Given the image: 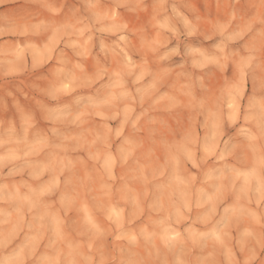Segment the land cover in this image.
I'll return each mask as SVG.
<instances>
[{"label": "clouds", "instance_id": "obj_1", "mask_svg": "<svg viewBox=\"0 0 264 264\" xmlns=\"http://www.w3.org/2000/svg\"><path fill=\"white\" fill-rule=\"evenodd\" d=\"M8 2L0 0V6ZM27 2L39 7L38 15H0V80L34 77L31 97L0 86V181L23 175L26 169L15 165L32 156L37 143L53 146L51 136L34 139L41 122L53 133L72 124L83 130L72 139L87 146L95 167L81 176L82 184L99 183L115 194L118 166L154 156L160 174L168 172L156 211L176 224L202 211L203 230L189 225L180 233L170 226V243L186 246L199 238L210 252L189 259L187 248L177 264H264V0H111L108 10L100 9L101 0H86L94 20L75 24L65 19L67 0ZM121 9L142 22L125 19ZM81 27L90 39L76 45ZM97 33L115 37L110 43L100 39L108 63L93 54L91 38L95 46ZM182 36L200 42L182 50ZM82 164L64 149L50 166L63 172ZM150 168L140 167L120 190L137 216L149 192L135 185L146 186ZM59 185L56 179L24 192L20 182L0 184V191L11 190L0 194V202L19 203L15 213L0 210V264H95L68 241L60 222L54 243L61 252H41L39 235L31 234L11 247L21 220L42 204L41 197L55 196ZM111 222L117 228L123 224Z\"/></svg>", "mask_w": 264, "mask_h": 264}, {"label": "rangeland", "instance_id": "obj_2", "mask_svg": "<svg viewBox=\"0 0 264 264\" xmlns=\"http://www.w3.org/2000/svg\"><path fill=\"white\" fill-rule=\"evenodd\" d=\"M101 10H108L112 7L111 0H101L99 5ZM201 11L204 10V3H200ZM246 7V6H242ZM79 11H75L76 9ZM215 5L212 6V12L215 14ZM123 17L132 20L135 23L142 22L143 18H137L133 14L121 9ZM39 14V7L27 0H10V2L0 6V15L7 18H17L21 16L30 17ZM65 19L72 21L83 19L86 22L94 20V12L88 7L86 0H67L65 4ZM98 27V25H96ZM81 35L73 43L79 45L81 40L85 43L89 37L80 29ZM107 42L115 39L114 36H103L97 33L93 54L108 63L111 61L110 56L100 53V39ZM14 39V37H13ZM200 41L196 38L188 39L181 37V49L186 45H197ZM176 41H173L175 44ZM11 55V54H9ZM43 58L44 53L39 54ZM49 57L54 55V51L47 53ZM139 59V56L135 57ZM11 75H17L11 73ZM34 77L18 76L0 80V86L29 93L32 96L30 83ZM14 115V110L5 114V116ZM115 125H113L114 127ZM83 130L72 124L59 126L58 130L53 133L51 125L41 122L39 128L33 131V137L39 138L42 135L52 137L53 146L44 149L39 143L35 145V152L27 160L18 162L16 168H25L22 176L9 177L0 181V184L7 183L11 185L14 182H20L23 185L22 190L39 191L45 185L59 179L60 185L57 194L52 196L50 193L41 197L42 204L27 213L24 220H21V231L18 238L13 242L12 248L23 242L27 235H39L40 251L50 253L61 252L62 246L54 243L55 224L60 222L63 233L68 241L86 256L93 259L95 264L105 261V264H177L181 257L182 250L191 248L192 252L189 259H203L208 256L210 246L203 239H196L195 243L172 244L170 243L171 234L168 229L171 226L176 231L183 233L184 228L191 226L193 231L203 230L204 215L200 210H194L191 215H186L185 219L179 224L175 219L170 222L167 219V213L156 211L160 207L163 197V187L167 182L168 172L164 171L161 175L159 163L154 156L140 155L130 160L123 166L116 168V181L112 186L110 194L103 189L99 183L82 184L81 176L85 172L94 173L95 167L91 160L88 159V149L80 141L72 139L79 136ZM231 135V133H229ZM64 149L68 150L69 159L81 158L82 165L75 169H66L61 171L58 167H52L51 160L54 154H64ZM31 165V167H27ZM151 165L147 173V184L141 185L136 183V187H146L149 195L145 200L144 212L137 216L138 209L132 203L131 199H122L120 190L128 178L135 173L140 167ZM47 167L39 179H32V175L39 173L41 169ZM5 172L8 169H4ZM10 188L0 191V194L9 195ZM61 200L63 202H61ZM19 207L18 202L11 200L0 202V210L4 212H13ZM46 218L40 221V216ZM120 220L123 222L122 227L117 228L111 220ZM90 222V223H89ZM43 224V227H41ZM94 225V226H93ZM62 255L65 259L67 248L64 247Z\"/></svg>", "mask_w": 264, "mask_h": 264}]
</instances>
